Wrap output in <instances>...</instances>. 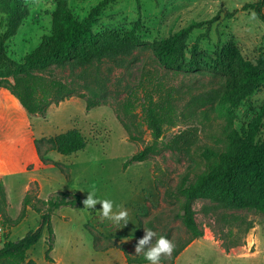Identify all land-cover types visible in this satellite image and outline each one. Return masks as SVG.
<instances>
[{
  "label": "rangeland",
  "instance_id": "374dc122",
  "mask_svg": "<svg viewBox=\"0 0 264 264\" xmlns=\"http://www.w3.org/2000/svg\"><path fill=\"white\" fill-rule=\"evenodd\" d=\"M99 1L69 0L68 5L75 16L82 18ZM24 2L29 15L6 43L8 55L18 62L50 32L56 7L55 0ZM255 2L115 0L102 11L93 32L122 34L139 21L137 35L146 42L145 46L129 49L115 37L100 63L51 66L40 75L66 84L73 93L58 104H51L44 117L28 115L9 90L0 91V178L11 204L10 209L6 208L7 216L11 220L17 218L31 177L38 180L39 199L46 200L59 192L82 199L81 208L61 207L53 212L55 245L49 253L50 260H45L46 230L28 251L30 259L37 264H126L123 253L116 248L96 250L95 234L109 240H103L104 245L124 243L131 258L140 254L135 250L148 229L156 235L141 246V253L143 249L150 250L161 236L175 247L187 240L188 234L176 217L184 198H171L164 194L165 190L173 191L187 170L192 181L217 161L230 147L232 133L245 138L243 130L249 129L255 132V139L264 142V86L240 102L232 115L217 101L208 99L222 85L221 78L213 76L208 68L223 46L233 44L250 62L264 52V23L252 9H243ZM192 23L199 26L192 31L187 45L190 48L200 38L198 47L204 69L200 73H182L162 68L147 43L165 39ZM149 98L157 105L170 103L173 125L163 126L157 155L124 168L132 155L152 143L141 112ZM89 100L95 105L88 109ZM128 101L133 105L132 117H124L122 110ZM120 117L137 129L140 140H129ZM70 129L80 131L86 140L85 149L71 156L50 150L46 139ZM187 131L193 135L188 152L166 147L170 140ZM30 187H35L34 183ZM93 188L99 198L114 202V212L120 210L117 205L127 209V225L120 227L103 218L99 203L92 209L84 207L87 192ZM192 207L202 236L176 258L172 259V254L162 256L161 264H264V214L223 209L204 200L193 201ZM38 222V215L27 210L26 218L10 229L8 240L23 238L38 227ZM0 228L1 245L7 229L1 223Z\"/></svg>",
  "mask_w": 264,
  "mask_h": 264
},
{
  "label": "trees",
  "instance_id": "16d2710c",
  "mask_svg": "<svg viewBox=\"0 0 264 264\" xmlns=\"http://www.w3.org/2000/svg\"><path fill=\"white\" fill-rule=\"evenodd\" d=\"M115 0H101L87 14L78 18L69 8V0H55L56 7L52 13L50 32L41 38L39 45L24 56L21 62L15 61L7 53L6 43L17 33L22 22L28 17V9L24 0H0V91L7 89L17 99L21 107L30 116L44 117L51 104H58L72 96L73 90L66 84L48 79L40 74L51 66L69 64L72 67L90 66L100 63L107 57L108 44L115 37L126 48L132 49L145 46L137 35L140 22H135L131 29L122 34L110 31L97 34L93 32L98 17L102 11ZM244 10L252 9L258 19L264 23V0L244 6ZM192 23L171 36L147 43L148 49L156 62L164 69L182 73H200L202 52L198 40L188 48V40L192 31L198 28ZM209 72L220 77L222 85L219 90L209 96V101H217L232 115L238 104L252 95L254 91L264 86V52L255 61L245 60L233 44L223 46L208 68ZM88 101L87 108L94 106ZM133 105L128 101L122 106L124 117H132ZM143 121L151 132L152 143L146 145L125 162L124 168L132 163H141L159 153L158 142L163 135L164 125H173V111L168 101L157 105L152 98L141 107ZM123 128L128 133L130 141H138L141 137L120 117ZM251 131V129H250ZM243 138L237 133L230 136V147L220 154L217 161L208 165L207 169L195 176L191 181L187 170L180 178L174 190L167 188L164 194L171 198L178 195L184 198L181 211L176 215L184 226L188 238L172 252V259L183 252L195 239L202 236L195 220L192 202L204 200L214 203L216 207L228 210H245L256 214H264V142L255 139V132L243 130ZM50 150L62 156L74 155L86 147V140L79 130L70 129L59 135L46 139ZM193 144V135L187 131L170 140L166 147L175 152H188ZM29 187L25 193L21 210L16 219L11 220L6 214L8 203L5 187L0 180V223L6 227L4 241L0 245V264H37L28 257L32 249L47 231V251L45 260L49 261V253L54 249L55 237L51 226L53 212L61 207L81 208L82 199L79 195L69 192L53 194L46 200L38 198V185ZM38 203L39 206H36ZM27 209L38 215V227L29 231L17 241H9L12 227H16L26 218ZM138 221V220H137ZM141 232V224L138 221ZM95 248L107 251L116 248L123 253L126 264H148L144 252L131 258L125 244L104 245L99 235H94ZM163 259L161 258V261Z\"/></svg>",
  "mask_w": 264,
  "mask_h": 264
},
{
  "label": "clouds",
  "instance_id": "9594fccd",
  "mask_svg": "<svg viewBox=\"0 0 264 264\" xmlns=\"http://www.w3.org/2000/svg\"><path fill=\"white\" fill-rule=\"evenodd\" d=\"M87 199L83 201L86 209H92L94 205L99 203L102 207L99 211L103 218L110 220L113 224L124 227L129 223V213L127 209L121 208L119 205L116 207L120 208L118 212L113 211L114 202L110 199H101L96 195V191L93 188L87 192ZM146 235L143 239L139 240V246L136 247V253H141V246L148 242V240L155 236L156 233L151 229L145 230ZM175 245L167 238L161 236L156 240L155 245L150 250L144 252V259L148 264H161V257H170L174 251Z\"/></svg>",
  "mask_w": 264,
  "mask_h": 264
},
{
  "label": "crops",
  "instance_id": "0c3cea01",
  "mask_svg": "<svg viewBox=\"0 0 264 264\" xmlns=\"http://www.w3.org/2000/svg\"><path fill=\"white\" fill-rule=\"evenodd\" d=\"M30 170H33V169H30ZM30 170H28V171H30ZM30 173V172H29ZM0 180L2 181V178H0ZM3 182V181H2ZM12 182H14L13 180H12ZM34 182H38V180L35 178V177H31V178H29L28 179V183H27V185L25 186V188H24V190H25V192H24V194L28 191V189H29V187H30V184L31 183H34ZM4 184V183H3ZM11 186H13V184L11 185ZM4 187H5V194H6V200H7V203L9 204V207H7L8 209H10V206H11V204H10V201H9V199H8V197H7V187L5 186V184H4ZM11 188H13V187H11ZM27 210H30V209H27ZM28 212H30V211H28ZM7 214V213H6ZM4 235V234H3ZM2 235V236H3ZM4 237V236H3ZM1 239H2V237H1ZM4 241V240H3Z\"/></svg>",
  "mask_w": 264,
  "mask_h": 264
},
{
  "label": "built area",
  "instance_id": "2783aa9c",
  "mask_svg": "<svg viewBox=\"0 0 264 264\" xmlns=\"http://www.w3.org/2000/svg\"><path fill=\"white\" fill-rule=\"evenodd\" d=\"M1 233H2V229L0 228V240H1Z\"/></svg>",
  "mask_w": 264,
  "mask_h": 264
}]
</instances>
